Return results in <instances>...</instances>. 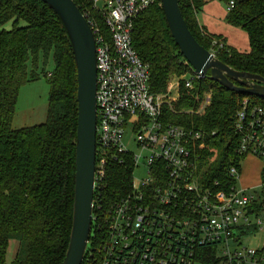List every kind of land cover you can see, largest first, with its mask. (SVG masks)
<instances>
[{"label":"built area","instance_id":"1","mask_svg":"<svg viewBox=\"0 0 264 264\" xmlns=\"http://www.w3.org/2000/svg\"><path fill=\"white\" fill-rule=\"evenodd\" d=\"M86 1L87 8L79 6L95 39L97 84L87 259L94 264H264V102L240 100L232 116V152L220 168L208 169L202 163L204 131L166 123L161 112L163 104L178 99L181 81L192 88L199 77L193 70L180 74L155 94L149 67L132 44L135 19L160 0ZM224 5L226 13L234 6L232 0ZM209 51L215 55V49ZM209 101L206 95L197 110L181 111L203 113ZM126 158L131 173L141 165L145 176L136 182L132 173L129 190L106 202L100 198L105 167ZM249 158L260 162L259 171L245 176L242 165ZM258 237L257 247L246 243Z\"/></svg>","mask_w":264,"mask_h":264},{"label":"trees","instance_id":"2","mask_svg":"<svg viewBox=\"0 0 264 264\" xmlns=\"http://www.w3.org/2000/svg\"><path fill=\"white\" fill-rule=\"evenodd\" d=\"M73 1L81 10L78 1ZM206 1L178 0L183 19L198 43L208 50L213 44L217 59L233 69L264 77V0H232L234 6L226 13L227 23L247 34L248 52L229 46L222 35L209 33L196 21V13ZM10 21L11 28H6ZM134 23L132 44L149 67L150 91L163 93L169 80L191 72L190 66L170 35L160 4L148 6ZM48 54L53 68L49 74L41 70L49 86L47 119L13 128L19 88L38 78L36 71L27 69L28 56L34 62L42 56L45 62ZM76 87L74 58L54 12L41 0H0V264H61L64 259L74 195ZM206 95L210 101L203 113L181 111L197 110ZM244 96L264 102L208 79H194L192 88H184L181 81L178 99L170 106L163 104L161 112L166 123L204 131L207 147L202 163L215 169L226 163L232 152V116ZM215 148H222L223 156L218 166L212 167L209 159ZM131 171L128 158L109 161L100 198L107 202L125 194ZM11 242H17L18 247L9 261ZM96 243L94 240L92 247ZM87 250L81 264H94L87 259Z\"/></svg>","mask_w":264,"mask_h":264},{"label":"water","instance_id":"3","mask_svg":"<svg viewBox=\"0 0 264 264\" xmlns=\"http://www.w3.org/2000/svg\"><path fill=\"white\" fill-rule=\"evenodd\" d=\"M40 1V0H39ZM64 31L76 70L74 195L70 238L61 264H81L92 224L93 170L96 139V54L91 27L73 0H41ZM169 32L184 60L199 77L244 95L264 99V77L235 70L201 46L189 31L178 0H160Z\"/></svg>","mask_w":264,"mask_h":264},{"label":"rangeland","instance_id":"4","mask_svg":"<svg viewBox=\"0 0 264 264\" xmlns=\"http://www.w3.org/2000/svg\"><path fill=\"white\" fill-rule=\"evenodd\" d=\"M78 4H82L86 6V2L84 0H77ZM224 5V4H223ZM225 7V6H224ZM87 8V6H86ZM226 12V10H225ZM190 21V18H189ZM6 28H11V21L5 25ZM242 33V32H241ZM213 44L210 45L209 50H214ZM29 59L27 61V69L28 71L34 70L38 73V78L34 80L27 81L23 83L18 91V95L16 98V105L12 120V127H28L29 125L39 124L44 122L47 119V108H48V94H49V86L46 81V77L44 76V72H49L53 68V59L51 54H48L45 62L43 61V57L39 56L37 61L34 62V59L31 55L28 56ZM36 63V64H35ZM43 68V71L42 70ZM193 72V71H192ZM191 72V73H192ZM172 83V81L170 79ZM128 147L134 153L138 152L137 146L134 143H129ZM222 148L212 149V154L209 159V165L212 164V167L218 166L221 158H222ZM253 158H249L242 165V172L245 176L255 175V172L259 171L260 162L258 160H251ZM133 178L137 182L140 178L145 176L144 167L137 166L133 170ZM259 237L256 240L250 239L247 242L252 244V246L257 247L259 242ZM18 247L17 242H11L9 248L7 250V260H11L16 255V250Z\"/></svg>","mask_w":264,"mask_h":264},{"label":"crops","instance_id":"5","mask_svg":"<svg viewBox=\"0 0 264 264\" xmlns=\"http://www.w3.org/2000/svg\"><path fill=\"white\" fill-rule=\"evenodd\" d=\"M221 0H207L196 13V21L206 28L209 33L222 35L226 44L243 52H248L247 34L239 27H234L225 20V5ZM242 32V33H241Z\"/></svg>","mask_w":264,"mask_h":264}]
</instances>
